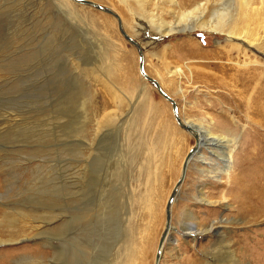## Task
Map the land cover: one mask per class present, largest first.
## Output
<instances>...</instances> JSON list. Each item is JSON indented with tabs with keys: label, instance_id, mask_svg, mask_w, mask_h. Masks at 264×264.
<instances>
[{
	"label": "rangeland",
	"instance_id": "rangeland-1",
	"mask_svg": "<svg viewBox=\"0 0 264 264\" xmlns=\"http://www.w3.org/2000/svg\"><path fill=\"white\" fill-rule=\"evenodd\" d=\"M88 1L110 11L80 1L0 0V264H121L130 229L143 249L142 264H154L168 234L173 242L160 250L158 264H264V90L233 86L226 57L236 52L225 57L224 33L196 28L156 36L148 19L132 18L117 0ZM152 1L158 5L151 8L166 22L177 18L172 7L177 12L206 2L207 15L219 2L178 0L175 7ZM221 1L231 6L235 0ZM246 2L263 22V0ZM131 4L137 12V4ZM112 11L127 20L125 30L140 43L151 78L163 66L157 57L165 45L167 61L192 66L193 83L181 81L185 96L178 92L180 84L168 95L182 121L195 123V133L223 137L219 145L208 143L209 149L221 154L238 137L230 177L202 176L198 168L203 165L193 157L170 209L172 227L160 245L167 199L186 155L196 150V134L182 129L155 86L143 88L140 53L129 40L123 48L134 76L127 82L120 75L116 81L127 85L131 97L103 76L116 56ZM143 89L149 98L144 115ZM150 141L163 150L147 149ZM209 149L204 141L201 150L212 166L218 160ZM198 187L221 203H201ZM151 190L159 192L145 204ZM195 225L207 229L197 241L185 234Z\"/></svg>",
	"mask_w": 264,
	"mask_h": 264
},
{
	"label": "bare ground",
	"instance_id": "bare-ground-1",
	"mask_svg": "<svg viewBox=\"0 0 264 264\" xmlns=\"http://www.w3.org/2000/svg\"><path fill=\"white\" fill-rule=\"evenodd\" d=\"M70 1H72L74 3L77 2V0H70ZM117 1L120 4V7L128 10V13L132 16V18L136 19L135 16L138 15V16H142V17L148 19V21L150 22V24H152L153 29H154V31L152 33L156 34V36L173 35L174 33H177L179 31H185V30H188L190 32L196 28L206 30L208 32L224 33L225 37L228 38L227 42H229V49H228L227 53L225 54V57L228 56L229 54H231V51L236 52L235 57H226V59H227L226 61L228 62V65H230L231 70H233V72H234V85L233 86L236 87L238 85L240 88L244 89L245 92H248L249 90L253 89V91L255 93H258L259 90H260V92L264 90V86L261 87V83H259L261 80L260 77H264V59H262L260 57V55L262 57H264V39H263L264 36L260 35V27L262 26V23L264 21L263 22L262 21L257 22L255 14H254V11L257 8L256 7H250V6L247 7L246 0H235L231 3V6H228L227 3H222L223 1L219 0V2L216 3V7L212 8L209 11V14H207V15H206V13H207L208 7L206 6L207 5L206 2L205 3H203V2L202 3H196L190 8H185L183 10L179 9L177 12L175 10L173 12L172 9H174V8L172 7L171 12L176 14V17H177L176 20L173 22H171V21L166 22V21L162 20L160 14H157L154 12L155 9L151 8V5L154 4L155 6H157L158 4L156 5L155 2H153L152 0H117ZM165 1L169 2L171 6L175 5V7H179V3L177 2L178 0H165ZM90 2L91 3H89V4H91L93 6H94V4H97L93 1H90ZM84 3L85 2H83L82 4H84ZM131 3L137 4V8H138L137 12L133 9L135 6L133 5L134 7H132ZM218 3H219V6H218ZM263 3H264V0H263ZM84 5H86V3ZM112 6L119 10V7H117L116 5L113 4ZM99 10L104 12L103 9H99ZM111 14H114L116 19H117V28H118L117 33H118V35H115L114 37H112L113 35L111 36L112 37L111 44L113 45L112 46V54H114L116 56H114V60L110 63V65L107 66L108 68L105 71V73H103V76L106 79H108L113 84V86L116 88V90L119 91V93H122L124 97H126V98L131 97L130 89L127 87V85H119L118 82L116 81L117 77L120 75L123 76L127 82L129 81V78H132L134 76L132 67L126 61L127 59H126L125 54H126L127 50H126V48L125 49L123 48L124 43H125L124 41L129 40L130 43L132 44V47L135 46V48H137L138 55H139V53L142 54V67L139 68V73L141 71L142 74L141 73L140 74L144 75V77L142 76L143 79L141 80V81H143L142 82L143 88H145V87L149 88V85L155 86V89L159 92V94L167 102L170 103L172 113L174 114V112H176L178 115L177 106H176L177 104L168 95L169 89L171 87H174V84H176V85L180 84V86L178 88V92H180V94L182 95L181 97H184L186 92H185V89L181 88V81L185 77L186 81H188V83H191V82L193 83V81H192L193 79L190 78V74L191 73L193 74L192 66L186 65L185 62L180 63L179 61H176L177 59L175 60L176 62L167 61L165 58L167 53L165 54V52H164L167 49V45H165L162 47V49L164 50L163 53L158 55V57H157L159 60V63L162 64L163 66H161V69H159L157 71V75L155 77L157 80L154 78H151L149 75L146 74V71L144 68V64H145L144 63V55H143L142 51L140 50V48H141L140 43L138 44V41L134 40L133 36H131L130 34H128V32H126L127 20L123 16L118 15L113 11L111 12ZM242 20H244V21H242ZM109 22L114 27H116V21L115 20H109ZM252 24H253V26H252ZM137 26H138V23H135L134 27L137 28ZM149 26H151V25H149ZM130 28H131V26H130ZM104 35H106V34H104ZM106 38H108V37H106ZM228 52H230V53L228 54ZM179 53L181 54V56H184L187 53V49L182 50L181 52L179 51ZM240 56H242L244 59L241 60ZM249 57H252L253 59L250 60ZM228 65H224V64L220 63V65H218V66H220V68H221V67H226ZM217 70L219 71V69H217ZM145 76H148L149 78H147ZM236 83H239V84H236ZM136 86H137V84H136ZM143 91H144V89H143ZM143 91L140 94V98H141V102H142L141 106L143 108L141 110L142 115L145 114V112H143V111L146 108L147 103H149L148 93L146 91H144V92ZM114 94L117 97L116 91ZM164 95L173 101L174 109H173L172 103L166 97H164ZM255 108H256V106H255ZM142 115H141V117H142ZM141 117H139V118L141 119ZM178 117H179V115H178ZM179 119H180V122L182 124H184L187 127H190V129L188 131H191L193 133L194 130H196L195 127H193L195 123H192L191 121L190 122L185 121V120L182 121V119L180 117H179ZM199 127L203 128L202 126H199ZM184 130H186V129H184ZM200 131L202 132V133H200V134H202L201 136H199L197 133L194 132V134H196V136L194 135L195 139L198 143L196 145L197 147H196L195 151H194V148L189 151L191 153H190L188 160H186L187 163H186V167H185V173H186L188 164L192 161L193 157L195 156L198 158L200 163L203 165V168L202 167L198 168V171L202 174V176H204L206 178H212L215 180L217 179L218 181H220V179L222 177L221 175H226V176L228 175L230 177V173L232 172L231 169H232V164H233V155H234V151L237 147L238 137L233 138L231 140L233 142L231 144V146L229 145L226 148H222L223 150L221 151V154H217V153H214V151L212 149L211 150L209 149L210 146L208 143L219 145V142H222L223 137L218 136V135L216 136L213 133L208 132L207 130H204V131L200 130ZM204 141L206 143L207 148L209 149L208 152L210 154H215L216 159L218 160V161L214 162L212 164V166H210V162H209V159H211V161H212V158L206 157V155L201 150V146L203 145ZM156 143L150 141L149 147L147 149L153 150L155 152L163 150V146L159 145L158 143L156 144ZM218 148H220V146H218ZM153 156H154V154H153ZM151 160H152V158H151ZM182 166H183V164H182ZM207 167H210L211 169H209ZM181 172H182V169H181ZM232 174L234 175L235 173H232ZM184 176H185V174H184ZM230 184H231V182H230ZM180 190H181L180 186L179 187L177 186L175 188L176 195H175V198L172 200V203L170 206L171 211H172V207L174 205V201L177 198V195L179 194ZM155 192L157 194L159 192V190H155ZM155 192H154V190H151L148 192V194L145 196V199H144L145 204H147L148 202L151 201L150 196L152 194H155ZM197 195H198V200L207 206H212V205L214 206L217 204L219 205L221 203V201H218V200H210L207 197V195L200 188L197 190ZM1 205L2 204L0 203V206ZM152 208H154V202H152ZM155 209H157V208H155ZM171 211H170V214H171ZM192 214H193V216H192L193 218H195L197 216L194 213H192ZM192 214L190 213V215H192ZM2 221L3 220H0V223ZM43 224L47 226V223H43ZM171 227L172 226H171V219H170L167 225L165 223L164 229H166V232H167V230H169ZM36 228H42L41 224L39 226H37ZM131 230L132 229H130L129 230L130 232H128L125 236L124 248H125V250L127 249V251H126V254L123 258V262L121 264H142L143 263L142 259L144 256L143 255V249L139 245L136 246V244L133 242L132 235H133L134 231L132 232ZM186 231H185V234L188 237H192L193 241H195V240L197 241V235H200V234L205 235V232L207 231V229L205 230V229L199 228L197 225H195V227L186 228ZM166 232H165V235H166ZM165 235L160 240L159 245L162 243ZM170 242L172 243L173 241H171V237H169V234H168V235H166V238L164 239V242L162 243L161 247H158L156 254L160 255V250L162 253V251H164V249H165V244L166 243L170 244ZM35 262H38V261L36 260ZM55 262H56V260H55ZM42 264H49V263L46 260L45 262L43 261Z\"/></svg>",
	"mask_w": 264,
	"mask_h": 264
},
{
	"label": "water",
	"instance_id": "water-1",
	"mask_svg": "<svg viewBox=\"0 0 264 264\" xmlns=\"http://www.w3.org/2000/svg\"><path fill=\"white\" fill-rule=\"evenodd\" d=\"M77 1L85 2V3H91V2L88 1V0H77ZM94 6L97 7V8H99V9H103L104 11H109L107 8L102 7V6L98 5V4H94ZM141 60H142V55L140 54V60H139V61H140V62H139V67H140V68L142 67ZM146 77L149 78L148 76H146ZM164 97H166V96L164 95ZM166 98L172 103V105H173V109H174V103H173V101L170 100L168 97H166ZM174 116H175V118H176L178 124H179L183 129H186V130H189V129H190V127H187V126H185L184 124H182V123L180 122V119H179V117H178V115H177L176 112H174ZM195 145H197V141H196V144H195ZM193 148H195V146H194ZM193 148H192V149H193ZM190 153H191V152H189V153L186 155L185 161H184L183 166H182V172H181V175H180L179 180H178V181L176 182V184H175V188L181 184L182 179L184 178L185 167H186V163H187L186 160H188V158H189V156H190ZM175 188H174L173 191L170 193V196H169V198H168V200H167L166 207H165L166 225L168 224V222H169V220H170V206H171L172 200L175 198V195H176ZM165 232H166V229H164V231L162 232L161 238L165 235ZM159 259H160V255H159V254H156L154 264H158Z\"/></svg>",
	"mask_w": 264,
	"mask_h": 264
}]
</instances>
